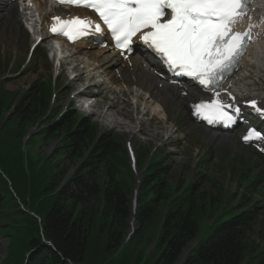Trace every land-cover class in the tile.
<instances>
[{"label":"trees","instance_id":"obj_1","mask_svg":"<svg viewBox=\"0 0 264 264\" xmlns=\"http://www.w3.org/2000/svg\"><path fill=\"white\" fill-rule=\"evenodd\" d=\"M12 98L0 95L1 166L17 197L0 179V236L7 255L0 264H22L31 250L30 264H264V238L255 243L259 232L252 221L258 210L245 197L253 188L241 183L242 172L237 184L247 193L228 204L232 195L216 201L199 191L200 182L186 184L156 157L141 176L137 231L122 250L134 184L122 139L98 135L95 126L69 113L55 124L45 122L51 127L27 142L25 156L19 148L48 109L50 89L36 86L2 124ZM53 143L55 152L46 156L44 148ZM145 158L142 152L139 170Z\"/></svg>","mask_w":264,"mask_h":264},{"label":"snow or ice","instance_id":"obj_2","mask_svg":"<svg viewBox=\"0 0 264 264\" xmlns=\"http://www.w3.org/2000/svg\"><path fill=\"white\" fill-rule=\"evenodd\" d=\"M95 11L111 33L115 46L130 50L138 37L154 50L164 65L176 75L196 81L213 93L208 100L192 105L193 114L209 124H234L240 108L220 99L222 79L238 66L251 28L238 31L236 25L249 15L250 0H58ZM50 32L70 42L91 33H102L90 17H52ZM39 39L37 43H39ZM264 115V101L245 102ZM231 108V112L226 109ZM246 141L264 139V133L250 128ZM264 150V149H262Z\"/></svg>","mask_w":264,"mask_h":264},{"label":"rangeland","instance_id":"obj_3","mask_svg":"<svg viewBox=\"0 0 264 264\" xmlns=\"http://www.w3.org/2000/svg\"><path fill=\"white\" fill-rule=\"evenodd\" d=\"M24 20L25 18L22 16V18L18 21V24L12 25L10 27L6 22V18H0V61H3L6 65L5 66L0 63V84L5 93H17L14 99H12L14 103L18 100L20 93L27 89L34 81H36L37 78L40 79L44 77L46 79L50 78L52 74L55 75L53 70L56 68V64L51 63L47 57L45 59L42 57V54H45V51H47L50 45L49 42H46L35 49L37 55L33 57V63H36L33 70L37 72V75H34L29 71V69L24 71V67L26 66L25 62L27 60V50L31 44V41L26 38L25 33L21 28V22ZM62 51V54L59 55L60 58L66 56L64 48H62ZM66 52L68 54L71 53L68 50ZM74 65L75 64L70 62L68 65H64L63 67H60L59 70H57V72L60 73L58 79L64 78L61 80L63 88L61 93L64 92V94L61 95L62 100L59 106L68 104V98L66 96L67 91H70L71 93V91L74 90L73 87L75 88L76 85L77 90L82 89L86 83V80L88 77H90L87 74L86 69H82L79 63L76 64L78 65L76 68H74ZM83 68H86V66L83 65ZM73 75H79V80L84 77L81 85L77 84L78 81L76 79H67V77L69 78ZM90 75H92L93 79H95V81L98 83L102 80V75L97 69L93 70ZM106 86L107 84L103 86V88L105 89ZM127 91L129 92V89H126V91L123 92V95L119 98L116 94L112 95L113 100L108 99L106 102L101 96V98L97 100V107L99 111H97V109L91 111V114L97 118L95 121L107 128H114L115 131L127 135L128 138L131 137L134 145L136 144L140 146L145 143H148L153 147H162L164 145H168L169 143L176 145L177 148H179V158L177 161L176 157H174V160L177 162H175V165L177 164V177H184V179H189V177H192L197 183L200 182V179H198L199 175L197 173L202 169L199 168V165L201 163L200 155L203 153L198 152L199 149H195L194 145L201 143L186 139V143L182 142L181 140L184 139L183 137L186 134L185 131L188 130H186V127L182 124H180L181 131H179L180 127L174 126L175 121L178 123H183V121L186 119L183 108H175V106L170 104L176 103L174 101H168L170 103L168 104L166 113H164L165 111H163V109L161 112L160 106L157 105V103H152L153 105H151V107L146 104L149 108L140 103L135 106L133 105L134 101L136 100L134 99V93L129 92L131 93V101H128ZM91 92L93 93V91ZM109 93H112V90H109L108 94ZM103 94L104 97H107L105 93ZM141 97L144 98L143 96ZM118 101L121 103L117 104ZM143 102L145 101L143 100ZM106 107H113L114 109H108L106 113H104ZM147 108L149 112L147 111ZM145 112H148V116L146 117L142 116ZM99 116L104 117L98 119ZM141 125L142 127H140ZM230 140L233 139L230 137ZM202 144L207 146L208 140L206 139ZM53 147L54 144H52L50 147L44 148V152H54L55 150ZM220 148V152L224 150L223 153H227V155H223L221 159H218V166L223 167V165L228 162L230 157H236V160L246 157L243 153L244 151H242L240 147H237L235 143L234 147L230 143H227L221 145ZM172 149L170 150L171 152L175 151L176 147L173 146ZM216 154H214L215 157H220V155L218 156ZM204 172L205 170H202V173ZM205 175L207 177L201 180L198 189L199 191L209 192L211 196H214L217 199L216 201L226 200L227 194L234 196V193L240 192V189L235 187L233 183L234 180L230 174L226 171L218 170L217 164L215 167L212 166L210 171L205 172ZM232 203H235V201H233V199L231 201L229 200L228 204ZM262 212L264 213V211ZM257 226L261 227V231L255 239V243L259 244L264 238V217L257 220ZM4 250L5 239L0 237V258L3 257Z\"/></svg>","mask_w":264,"mask_h":264},{"label":"bare ground","instance_id":"obj_4","mask_svg":"<svg viewBox=\"0 0 264 264\" xmlns=\"http://www.w3.org/2000/svg\"><path fill=\"white\" fill-rule=\"evenodd\" d=\"M38 6L39 9L44 10L45 6L43 4L38 3ZM0 9L5 14L6 21L10 27L17 24L19 16L14 5L1 1ZM255 10L257 12L264 11V0H255L252 3L249 12L251 21H249L248 17H245L236 25L237 27L240 26L242 30H248L250 23L255 25L251 28L253 45L250 46L243 57L239 73L226 84L234 89L237 87L247 88L248 96H251L254 89L257 88V82L264 80V34H262L261 27L254 17ZM48 21L49 18L44 15L43 22ZM86 46L88 45L78 43L72 46V49L78 55L89 58L93 65L99 66L102 72L106 74L110 85L123 86L125 88L132 86L138 92L148 95V102L145 105L151 106L153 105L152 102L160 103L163 109L166 110L168 101L186 105L188 102L193 101L195 97L194 92L189 89L186 91L188 98H182L177 88L166 87L155 75L158 72L156 63L140 52L130 57L127 62H123L109 48L100 50L99 55L90 54L86 49L91 50V47ZM257 96L261 99L262 93L257 94ZM138 100H141L140 96Z\"/></svg>","mask_w":264,"mask_h":264},{"label":"water","instance_id":"obj_5","mask_svg":"<svg viewBox=\"0 0 264 264\" xmlns=\"http://www.w3.org/2000/svg\"><path fill=\"white\" fill-rule=\"evenodd\" d=\"M184 256V255H183Z\"/></svg>","mask_w":264,"mask_h":264}]
</instances>
